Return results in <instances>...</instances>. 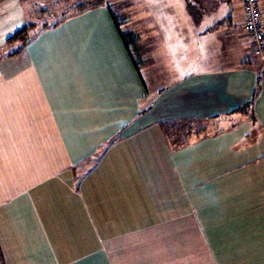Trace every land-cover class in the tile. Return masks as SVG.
<instances>
[{
  "label": "crops",
  "instance_id": "obj_1",
  "mask_svg": "<svg viewBox=\"0 0 264 264\" xmlns=\"http://www.w3.org/2000/svg\"><path fill=\"white\" fill-rule=\"evenodd\" d=\"M25 2L0 0L1 264H264V62L242 0L150 17L139 0L134 20L104 2L10 53Z\"/></svg>",
  "mask_w": 264,
  "mask_h": 264
},
{
  "label": "rangeland",
  "instance_id": "obj_2",
  "mask_svg": "<svg viewBox=\"0 0 264 264\" xmlns=\"http://www.w3.org/2000/svg\"><path fill=\"white\" fill-rule=\"evenodd\" d=\"M139 0H104L107 4L112 6L114 11L118 8L120 10L117 11L118 20H122L121 18H130L135 15L132 12H136V7L146 6L145 10L148 12V16L150 17L152 13H156V9L161 7L158 5V0H143V5H138L137 2ZM166 1V0H165ZM92 0H26L24 3L27 8V21L31 22L38 29L44 24L53 23L71 12H78V10H82L78 7L80 4H91ZM130 5L131 9H128L126 12L123 10L122 6ZM125 8V6H124ZM134 20V19H133ZM150 40V39H147ZM142 68V67H141ZM150 69V68H149ZM142 74L145 78V81L149 88H151L155 83H160V86H164L169 80L161 77L155 83H151V74L152 70L142 69ZM172 79L171 81H173ZM170 81V82H171Z\"/></svg>",
  "mask_w": 264,
  "mask_h": 264
},
{
  "label": "built area",
  "instance_id": "obj_3",
  "mask_svg": "<svg viewBox=\"0 0 264 264\" xmlns=\"http://www.w3.org/2000/svg\"><path fill=\"white\" fill-rule=\"evenodd\" d=\"M244 28L251 41V53L264 62V30L260 0H242Z\"/></svg>",
  "mask_w": 264,
  "mask_h": 264
},
{
  "label": "trees",
  "instance_id": "obj_4",
  "mask_svg": "<svg viewBox=\"0 0 264 264\" xmlns=\"http://www.w3.org/2000/svg\"><path fill=\"white\" fill-rule=\"evenodd\" d=\"M103 3H104V0H92L91 4H89V5L88 4H80V5H78V7L81 8L82 10H84V9L90 8L92 6H96V5L103 4ZM82 10H78V11H82ZM112 15H113V19L116 23L117 21L114 18V14L112 13ZM55 22H57V21H55ZM44 26H45V24H44ZM34 27L35 26L31 22L26 21V23H24V25L21 28H19L12 36H10L7 39V43H12L14 41H16L18 43L16 48L13 51H11L10 53H15V52L20 50V48L30 39L31 35L35 32L36 29ZM123 38H126L128 43L130 41L131 42L133 41L132 40L133 37L129 33L127 35L124 34ZM0 264H1V262H0Z\"/></svg>",
  "mask_w": 264,
  "mask_h": 264
}]
</instances>
